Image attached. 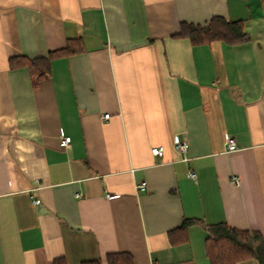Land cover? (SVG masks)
Masks as SVG:
<instances>
[{"label":"crops","instance_id":"1","mask_svg":"<svg viewBox=\"0 0 264 264\" xmlns=\"http://www.w3.org/2000/svg\"><path fill=\"white\" fill-rule=\"evenodd\" d=\"M217 15L251 39L176 36ZM71 39L37 85L10 67ZM184 219L264 236V0H0V264H210Z\"/></svg>","mask_w":264,"mask_h":264},{"label":"trees","instance_id":"2","mask_svg":"<svg viewBox=\"0 0 264 264\" xmlns=\"http://www.w3.org/2000/svg\"><path fill=\"white\" fill-rule=\"evenodd\" d=\"M177 37H187L193 45L207 44L212 41H222L229 45L247 42L251 35L244 21L227 20L225 17L214 16L207 25H195L183 22ZM79 40L71 39L65 48L51 51L47 57L27 58L12 57L9 60L11 68H27L37 85L46 78L54 59L73 55L81 51ZM201 224L208 232L206 239V255L210 264H239L247 259H255L264 264V236L259 230L238 229L225 222L205 224L199 219H184L181 227L172 230L169 239L172 243H181L187 239L186 230L189 225ZM53 264H67L65 257L56 258ZM83 264H104L96 259ZM106 264H134L133 257L127 252L107 254Z\"/></svg>","mask_w":264,"mask_h":264},{"label":"built area","instance_id":"3","mask_svg":"<svg viewBox=\"0 0 264 264\" xmlns=\"http://www.w3.org/2000/svg\"><path fill=\"white\" fill-rule=\"evenodd\" d=\"M109 117H110L109 113L104 114V116H103V118H109ZM71 141H72L71 136H68V135L65 136L64 135L60 138V145L63 147L69 146ZM175 144H176V148L181 152H185L189 146L186 141L182 140L179 137L176 138ZM228 146H229V150H231V151L237 149V144H236V141L234 138H231V137L228 138ZM152 151L155 155L162 156L164 153V148L161 146L160 147H154ZM189 176L191 178L195 179L197 175L194 171L191 170L189 172ZM234 180H235V182L238 183L237 178H234ZM138 189L141 191L146 190V183H142V184L138 185ZM39 201H40L39 199H35V202H39Z\"/></svg>","mask_w":264,"mask_h":264},{"label":"rangeland","instance_id":"4","mask_svg":"<svg viewBox=\"0 0 264 264\" xmlns=\"http://www.w3.org/2000/svg\"><path fill=\"white\" fill-rule=\"evenodd\" d=\"M257 1H258V0H251L252 5H253L254 7H256V5H257Z\"/></svg>","mask_w":264,"mask_h":264}]
</instances>
